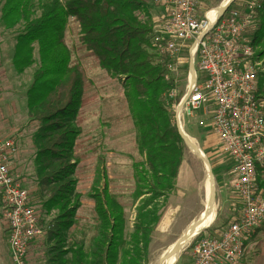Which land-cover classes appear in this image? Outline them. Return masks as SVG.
Returning <instances> with one entry per match:
<instances>
[{"label": "trees", "instance_id": "16d2710c", "mask_svg": "<svg viewBox=\"0 0 264 264\" xmlns=\"http://www.w3.org/2000/svg\"><path fill=\"white\" fill-rule=\"evenodd\" d=\"M247 1L254 8L246 42L261 62L255 96L264 101V0ZM37 11L34 18L27 0H4L0 24L5 30L18 26L9 63L15 74L30 67L32 51L36 59L23 93L24 121L30 127L24 141L31 153L29 206L36 220L48 218L44 264H146L183 147L166 109L172 86L164 81L165 58L150 45L144 0H65L60 5L52 0ZM96 75L117 85L134 133L138 161L129 167L133 208L128 228L119 198L107 195L103 184L96 186L101 176L96 169L86 221L77 220L83 213L72 192L82 175L78 165L95 157L84 128L95 117L87 108L97 101L90 85Z\"/></svg>", "mask_w": 264, "mask_h": 264}, {"label": "built area", "instance_id": "2783aa9c", "mask_svg": "<svg viewBox=\"0 0 264 264\" xmlns=\"http://www.w3.org/2000/svg\"><path fill=\"white\" fill-rule=\"evenodd\" d=\"M199 1L149 0L159 13L150 45L165 58L164 81L176 71L180 51H185L189 67L195 60L171 122L179 134L182 120L207 128L229 165L238 206L236 219L218 235L189 244L188 264H242V244L264 219V101L255 96L254 76L260 71L246 42L254 5L248 2L241 12L216 16L205 26L197 12ZM175 95L169 90L166 99ZM15 153L12 137L0 139V224L9 264H22L26 248L40 239L41 230L10 171Z\"/></svg>", "mask_w": 264, "mask_h": 264}, {"label": "rangeland", "instance_id": "374dc122", "mask_svg": "<svg viewBox=\"0 0 264 264\" xmlns=\"http://www.w3.org/2000/svg\"><path fill=\"white\" fill-rule=\"evenodd\" d=\"M51 1L52 0H27L32 17L36 18L38 16L39 12L37 9L39 6L43 7L44 4ZM54 1L60 5L65 0ZM222 1L223 0H201L197 5V12L201 17L205 12L215 9ZM3 2L4 0H0V8ZM144 3L151 25V33H153L157 31L159 26L157 22L159 13L149 5V0H144ZM246 3H248L247 0H237L233 5L234 8L230 12L240 11ZM236 8L238 9L236 10ZM17 31L18 26H15L11 30H5L4 26L0 24V118L3 120L2 122L0 121V138H6L4 136L8 135L13 138L17 149L16 158L19 157V161L21 162L20 164L16 163L14 166V178L19 185V189L23 191L24 194L26 193V200L29 204V199L32 196V193L27 188L29 180L32 178L30 167L31 153L27 149L24 140L30 134V127L25 123L23 118V93L28 84L30 74L35 67L36 59L34 51H32L30 55V67L24 69L20 74H15L11 70L9 63L13 50V39ZM65 36L66 40L72 44V37L68 36L67 32H65ZM185 54L184 50L179 52V56L176 58V71L174 74L167 76V79L170 81V86H172L171 90L176 93L173 99H168L169 103L166 105L170 120L172 109L180 100L183 94V88L187 82L188 60ZM256 62L258 63V70H261V62ZM194 64L195 60L191 59V70ZM90 85L97 101L87 108V112L93 113L95 117L88 122L84 131L87 135L86 141L89 143L90 148H93L95 151V157L93 159L88 158L78 165L82 171V175H80L81 177L76 182L72 192L79 197V209H81L83 213L77 220L86 221L85 213L89 208L86 197L90 189L94 187L92 174L94 169H96V171L101 174V176L97 177V179L100 178L96 186L103 184L107 195L119 198V206L125 215L126 228H128L131 222L133 208V204L128 198L132 190L129 167L138 161V157L134 152V133L126 114L122 94L117 85L113 82L104 81L98 75L91 77ZM191 125L192 123L189 124L182 120L181 125L179 124V129L183 138L200 154L201 160L208 169L211 179L212 220L207 229L199 233L197 235L198 237L196 236L197 238L195 237L190 240L179 250L174 264H188L189 244L200 238L201 234L210 229L212 225L226 226L230 212L236 211V207V212L238 213V206L230 189L231 176L228 172L225 159L214 147L207 128H194ZM182 159L188 163V183L191 184L192 189H189L187 192L180 191L182 192L181 196H173L170 200L168 199L169 197L166 196V203H168L169 200L170 207L176 208L174 214H170L171 218L174 216L173 226H177L179 222L187 220L196 209L201 210V195L199 196L198 191L200 192L202 166L200 162L193 158L184 148ZM101 178L102 182L100 181ZM260 194L264 199V187ZM32 212L35 213V209H33ZM165 213L166 210L164 214ZM162 217L160 220L163 219ZM37 221L40 223V227L38 226V228L41 230V237L38 241L40 247H38V251L35 252L36 257L33 261L34 264H44V238H42V234L44 232V224L48 221V218L40 216ZM153 236L154 233L148 246L146 264H156L159 255L166 249L164 248L165 244L169 241V238L166 236L160 239H155L157 237ZM4 239L5 236L1 233L0 228V264H8L6 262L7 254ZM25 256H27V253ZM25 256L22 264H28V261H25Z\"/></svg>", "mask_w": 264, "mask_h": 264}, {"label": "crops", "instance_id": "0c3cea01", "mask_svg": "<svg viewBox=\"0 0 264 264\" xmlns=\"http://www.w3.org/2000/svg\"><path fill=\"white\" fill-rule=\"evenodd\" d=\"M23 118H24V112H23ZM0 121L2 122L3 120L0 118ZM4 137L7 138V137H9V135L4 136ZM1 138H3V137H1ZM16 151H17V149H16ZM16 163L20 164L21 162L19 161V157L16 158V153H15V156L11 162L10 171H12V173H13V169H14V166ZM187 164H188L187 161L185 162V161H183V159L181 160L180 165L176 171L174 181H173V193L169 196V198H168L169 200L173 196H176V197L181 196L182 192H180V191L187 192L189 189H192L191 184L188 183V175H189L188 170L189 169H188ZM12 176L14 177V173L12 174ZM198 194L200 196L199 191H198ZM169 200H168L167 207H166V213L163 215V217L166 214L169 215L168 221H167L168 223L163 228V230H159V225L161 222V220H160L158 222L155 230H154V236H153V237H157L155 239L164 238L165 236L169 238V241L165 244L164 248L171 246L172 243H174L180 237L181 233L187 227H189L190 225H192L195 222L197 216L200 213V209L199 210L196 209L195 211H193V214L187 220H183V221L179 222L177 226H173L174 216L171 218L170 214L173 215L176 208L170 207ZM199 206H200V203H199ZM169 211H171V212H169ZM236 211H237V207H236ZM236 211L230 212V215L228 218L229 220H228V223L226 224V226L229 225L230 223H232L236 219V217H237ZM263 221H264V219H263ZM226 226L225 225L224 226H217L216 224L214 226L212 225L210 227V229H208L207 231H205L201 234L200 238H213L216 235H218ZM0 228H1V233L5 236L1 224H0ZM200 238H198V239H200ZM39 240L36 241L37 243L34 242L26 248L25 255L27 253V256H25V255L24 256H25V261H28V264H34L33 259L35 260V257H36L35 252H37L39 249L38 247H40V244L38 243ZM6 262L9 264V260H8L7 255H6ZM242 264H264V226H260L255 232H253V234L249 237V239L245 243L242 244Z\"/></svg>", "mask_w": 264, "mask_h": 264}, {"label": "bare ground", "instance_id": "6f19581e", "mask_svg": "<svg viewBox=\"0 0 264 264\" xmlns=\"http://www.w3.org/2000/svg\"><path fill=\"white\" fill-rule=\"evenodd\" d=\"M228 0H223L215 9H212L205 14H203V21L204 25L207 26L211 23L212 19L215 18L220 9L223 7V5L227 2ZM181 134V133H180ZM183 137V136H182ZM187 145H189L188 153L195 159L199 160L201 159L200 154L197 152L196 149L193 148L191 144L188 143V141L185 142ZM200 195H201V210L199 215L197 216L195 221H198V224L196 226H189L187 227L181 235H184V242L183 246L189 242L190 240L194 239L199 233L204 231L205 229L208 228L209 224L211 223L212 220V207L208 208L206 206V200H207V191L208 187L206 185V179H205V171L202 168V178H201V185H200ZM168 214H166L163 219L160 222L159 225V230H163V228L167 225L168 221ZM182 246V247H183ZM180 247V249L182 248ZM170 249V246L167 247L160 255L156 264H174V261L177 257V254H172L171 257H165L166 253H168ZM178 252V251H177Z\"/></svg>", "mask_w": 264, "mask_h": 264}, {"label": "water", "instance_id": "95a60500", "mask_svg": "<svg viewBox=\"0 0 264 264\" xmlns=\"http://www.w3.org/2000/svg\"><path fill=\"white\" fill-rule=\"evenodd\" d=\"M233 2V0H228L223 7L220 9L219 13L217 16L222 15V13L225 11V9ZM187 71H188V75H191V69L189 67V65H187ZM175 133L182 145V147L188 151L189 149V145H187L185 142L186 140L178 133L177 130H175ZM197 160V159H196ZM202 166V168L205 171V179H206V185L208 187V191H207V200H206V206L208 208H210L211 204H212V193H211V179L208 173V169L206 168V166L204 165L203 161L201 159L198 160ZM198 224V221H195L192 225L190 226H196ZM189 228V227H188ZM184 242V235H180V237L173 243V245L170 247L168 253H166L165 257H171L172 254H176L179 252L180 247H182ZM178 251V252H177ZM159 262V261H157Z\"/></svg>", "mask_w": 264, "mask_h": 264}]
</instances>
